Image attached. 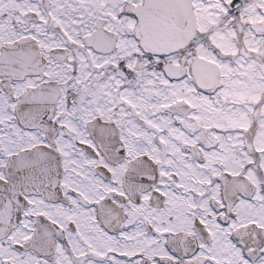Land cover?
Wrapping results in <instances>:
<instances>
[{
	"label": "snow or ice",
	"instance_id": "6c2138e0",
	"mask_svg": "<svg viewBox=\"0 0 264 264\" xmlns=\"http://www.w3.org/2000/svg\"><path fill=\"white\" fill-rule=\"evenodd\" d=\"M0 264H264V0H0Z\"/></svg>",
	"mask_w": 264,
	"mask_h": 264
}]
</instances>
